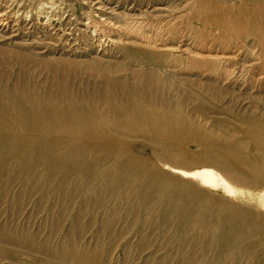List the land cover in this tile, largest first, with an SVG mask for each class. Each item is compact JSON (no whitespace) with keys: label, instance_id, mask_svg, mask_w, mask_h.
<instances>
[{"label":"rangeland","instance_id":"1","mask_svg":"<svg viewBox=\"0 0 264 264\" xmlns=\"http://www.w3.org/2000/svg\"><path fill=\"white\" fill-rule=\"evenodd\" d=\"M0 5L29 23L21 36L45 53L36 68L0 58V74L9 80L43 84L51 98L69 95L77 104L102 103L106 90L111 103L137 100L157 116L177 117L196 135L217 140L242 143L249 125L264 129V0H0ZM49 24L58 26L52 40ZM221 56L229 58L227 66L207 63ZM112 135L84 141L96 150L99 173L121 169L122 160L131 159L136 176L125 170L129 178L123 175L114 193H105L97 181L90 189L72 180L38 189V181L24 187L12 175L0 177V247L8 252L0 254V264H41L58 253L81 254L87 264H235L234 249L208 238L213 228L245 232L236 218L254 227L253 242H262L264 182L248 187L225 178L232 195L221 187H201L193 175L177 174L198 168L187 164V156L174 162L165 144L141 134ZM186 148L191 154L197 145ZM175 196L179 204H190L186 211L209 213L206 222L196 218L189 226L171 205L165 210L168 222H161L160 206ZM214 199L231 222L208 224L218 211L203 203ZM72 258L67 264L75 263ZM241 259L239 264H264V245Z\"/></svg>","mask_w":264,"mask_h":264},{"label":"bare ground","instance_id":"2","mask_svg":"<svg viewBox=\"0 0 264 264\" xmlns=\"http://www.w3.org/2000/svg\"><path fill=\"white\" fill-rule=\"evenodd\" d=\"M6 9L0 5V58L8 63L15 58L20 64L28 63L36 68L41 64L39 56L45 53L39 52L41 49L33 43L32 45L27 43L28 36H21V27L25 29L29 23L24 25ZM45 27L48 39L52 40L58 36L51 34L53 31L57 32V25L49 24ZM163 51L170 52L169 49ZM227 61L229 58L221 56L213 57L210 62H206L211 66L223 67ZM262 69L263 73L264 66ZM152 76L158 83H163V78ZM261 80H264V77ZM102 96V103L77 104L69 95L53 99L47 95L43 84L29 87L26 83H17L16 80H9L0 74V177L12 175V181L20 180L24 187L38 181V189L44 188L54 180L58 181V184L72 180L78 188L88 185L90 189L97 181L104 186L105 193H114L123 180L121 178H125L123 176L126 175L125 170L128 171L127 174L132 172V175L136 176L131 159L127 157L128 160H122L123 171L118 167L99 173L101 162L95 157L96 150L92 151L84 140L91 142L112 139L114 136L112 134L126 138L141 134L158 144H165L168 152L170 151L171 159L175 158L174 162L187 156V164L194 163L198 168L193 173L179 169L177 174L185 177L193 175L201 187H221L227 194L232 195L235 190L226 179H232L248 187H255L264 182V129L255 124L247 127L245 142L237 143L224 136L217 140L196 135L195 131L177 117L169 115L159 117L151 108L141 107L137 100L132 99L128 105H119L110 102L106 90ZM192 142L197 145V150L190 154L186 146ZM210 167L220 173L211 170ZM198 190L203 191L200 188ZM199 194L196 193L195 197L199 198ZM211 201L213 204L209 200L203 204L218 212L213 213V219L208 224L213 223V220H219L221 226L231 222L232 219L223 216L218 210L219 203L215 199ZM183 203L179 204V197L175 196L171 204L161 205L159 213L161 222L165 224L168 222L165 210L170 209V205L174 211L179 210L175 214L179 218L182 217L183 221L189 222V226L195 223L196 218L200 224L206 222L204 218H207L209 213L205 210L199 213L198 208L195 212L186 211L190 204ZM191 216H194L193 220ZM236 222L245 232H239L234 227L231 231L219 229L222 233H217L213 231L218 229L213 228L214 234L211 233L208 240L214 242L215 246L222 245L234 249L230 257L235 264H239L244 253L264 245V231L262 242H253L256 236L253 232L254 227L237 218ZM6 253L8 252L0 247V254ZM68 254H49L48 260L41 264H67L72 257L75 259L74 264H87L83 255ZM214 257L220 259L221 253L214 254ZM18 261L16 264H26Z\"/></svg>","mask_w":264,"mask_h":264}]
</instances>
